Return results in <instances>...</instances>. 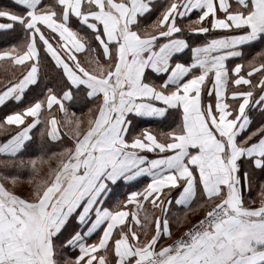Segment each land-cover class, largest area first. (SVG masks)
<instances>
[{
  "label": "snow or ice",
  "instance_id": "1",
  "mask_svg": "<svg viewBox=\"0 0 264 264\" xmlns=\"http://www.w3.org/2000/svg\"><path fill=\"white\" fill-rule=\"evenodd\" d=\"M0 31V106L61 76L0 119V264H264V0H13Z\"/></svg>",
  "mask_w": 264,
  "mask_h": 264
},
{
  "label": "crops",
  "instance_id": "2",
  "mask_svg": "<svg viewBox=\"0 0 264 264\" xmlns=\"http://www.w3.org/2000/svg\"><path fill=\"white\" fill-rule=\"evenodd\" d=\"M160 2L162 3L163 0H160ZM12 4H13V0H0V7H7V6H11ZM147 22H150V21H147ZM17 38H18L17 34H13L11 32L0 31V48L6 47L11 43H15ZM260 47L262 46L256 45L255 51H259ZM248 51L252 52L253 50L249 49ZM189 56H190V53H189ZM50 68L53 69V71L59 75V82H61L60 73L52 66V64L50 63L47 64V66L42 70L39 86L34 87L33 89H30V90H26V94L22 102H16V101L10 100L7 102L5 106H0V119H2L6 114H9L10 112L14 110H20L21 108L25 107L27 104L32 102L35 98H42L44 92L46 91V87H52L54 89H58L59 85H52L51 80H49L48 77L46 76L47 70ZM8 79H10V77H7L2 72H0V90H3V88L5 87L6 81ZM71 107L74 111H76L79 114L80 112L87 111V108L91 107V104L88 100L84 99L83 96H81L71 103ZM174 119L175 117L173 116H168L166 118H138L135 121V123L138 128L150 127L154 130H160V129L167 130L169 127L174 126ZM256 119L257 121H259L261 118L259 117V115H257ZM4 139H6V136L0 135V141H3ZM38 146H39V138L34 137V141L32 144V152H36L38 154ZM53 150L58 151L59 148L53 147ZM30 155L31 153H24L22 158L27 159L29 158ZM4 158L5 157L0 156V159H4ZM3 171L5 170L3 168H0V172H3ZM8 172L15 174L16 169L15 168L9 169ZM25 178H26V174H25ZM146 183H147V180H145L144 178H138V182H124V181L118 182L117 186H115L113 188V191L110 193L108 205L112 206L118 199H123L125 195L131 190L142 189ZM30 187H31L30 185L24 184L23 186L18 187L16 191L21 194H27L30 191ZM173 195H176V194L173 193ZM249 196L251 198L258 197V193L255 190V188L251 190V192L249 193ZM172 211L177 212V213H183L185 209L183 207H178L175 204H173ZM202 211L203 210H200L198 212H189V219L196 220L200 218ZM181 231H183L182 227L179 230H175L174 237H177L178 235H180ZM92 239H96V237L93 236ZM161 242L166 244V243H170L171 240H168L167 237H164ZM64 255L66 257H69V256H74L75 253L71 250H65Z\"/></svg>",
  "mask_w": 264,
  "mask_h": 264
},
{
  "label": "trees",
  "instance_id": "3",
  "mask_svg": "<svg viewBox=\"0 0 264 264\" xmlns=\"http://www.w3.org/2000/svg\"><path fill=\"white\" fill-rule=\"evenodd\" d=\"M49 80H51L52 85H59V75L53 71V69L47 70V75Z\"/></svg>",
  "mask_w": 264,
  "mask_h": 264
},
{
  "label": "built area",
  "instance_id": "4",
  "mask_svg": "<svg viewBox=\"0 0 264 264\" xmlns=\"http://www.w3.org/2000/svg\"><path fill=\"white\" fill-rule=\"evenodd\" d=\"M178 236H179V235H178ZM178 236H177V237H178ZM170 243H171V242H170Z\"/></svg>",
  "mask_w": 264,
  "mask_h": 264
}]
</instances>
